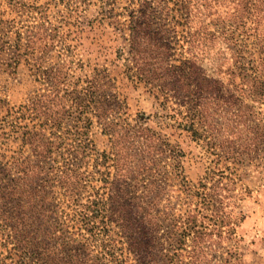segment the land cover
<instances>
[{
    "label": "rangeland",
    "instance_id": "rangeland-1",
    "mask_svg": "<svg viewBox=\"0 0 264 264\" xmlns=\"http://www.w3.org/2000/svg\"><path fill=\"white\" fill-rule=\"evenodd\" d=\"M239 1L0 0V179L17 156L28 161L31 153L32 160L42 159L33 153L29 135L44 133L53 142L48 164L68 161L80 166L77 175L86 181L80 191L83 204L89 205L115 172L113 160L103 155H111L113 147L107 132L130 131L129 123L139 125L141 117L143 125L168 139L177 153L168 161L156 159L167 170L159 200L165 252L178 251L176 259H191V237L174 243L185 231L189 214L200 217L202 210L224 221L204 242L208 248L202 258L208 264H264V134L256 133H264V99L243 95L240 124H235L231 112L226 116L224 149L258 150L238 160L181 128L184 116L179 112L184 108L177 95L167 97L149 84L131 55L132 47L173 53L170 62L180 65L181 58H194L195 53L197 64L209 73L220 72L227 88L240 91L237 67L259 56L255 43L264 39V0H248V7ZM139 17H155L158 27L166 22L174 30L168 33L171 41L165 37L157 44L142 42ZM188 35L196 36L191 43ZM43 94L49 96L38 97ZM117 143L130 146L124 139ZM183 176L192 192L184 190ZM201 181L214 189L203 188ZM49 182L55 198L45 197L41 204L59 211L78 236L83 226L74 214L81 207L76 208L57 182ZM2 191L0 264H19L21 252L1 213ZM203 221L208 223L207 218ZM111 234L118 237L114 229ZM98 241L96 252L101 251ZM176 245L180 248L175 250ZM130 256L126 264H138Z\"/></svg>",
    "mask_w": 264,
    "mask_h": 264
},
{
    "label": "trees",
    "instance_id": "trees-1",
    "mask_svg": "<svg viewBox=\"0 0 264 264\" xmlns=\"http://www.w3.org/2000/svg\"><path fill=\"white\" fill-rule=\"evenodd\" d=\"M246 3L248 0L239 1V5ZM155 22V17H139L136 21L137 26L143 27L139 32L142 42L149 40L157 44L165 37L170 42L168 33L174 30L167 27L166 22L159 27L154 25ZM189 33L194 35L192 31ZM212 35L216 36V32H212ZM135 37L133 28V42ZM194 37L188 35L187 42L191 43ZM255 45L260 47L259 56L237 67L243 85L236 94L227 88L225 81L218 75L220 72L209 73L197 64L195 53H192L195 59L181 58L180 65L170 62L173 53L136 51L132 47L131 55L138 73L149 84L157 85L167 97L177 95L179 105L184 108L179 112L184 116V120L179 123L181 128L189 131L194 139L223 148L224 153L227 150V153H233L236 159L241 160L258 150L248 146L244 149L240 146L224 149V128L229 112L234 115L236 125L241 123L243 95L264 99V39H259ZM144 62L150 67H145ZM216 73L217 76H214ZM45 96L49 95L38 97ZM48 102L51 101L48 99ZM105 117L101 115L104 123L109 124L110 121ZM139 118V125L129 123L130 131L107 132L113 147L111 155L107 152L103 155L113 160L115 172L112 178L105 179L104 191H99L98 197L89 199V205L83 204L84 197L80 189L86 186V181L77 175L80 166L68 161L58 166L48 164L46 159L52 153L51 136L40 132L29 135L33 153L42 159H38V162L32 160L31 153L27 156L28 161L17 156L5 168V174L0 179L4 199L1 213L11 227L14 247L21 252L19 264H126L131 254L138 264H208L209 261L202 258L208 248L204 242L208 235L214 234L224 225V221L215 215H205L202 210L199 211L202 214L200 217L198 213L189 214L184 220L187 226L182 236L175 237L174 244L191 237V259H176L178 251H173L171 255L164 250L159 200L165 190L163 178L167 170L159 163L174 158L177 153L168 139H163L152 128L144 126V121ZM261 132H256L258 137L264 134ZM237 135L240 138V134ZM122 139L129 141L130 146L119 147L117 142ZM180 152L178 154L182 156L183 151ZM181 174L178 169L177 176ZM49 179L53 180L52 185L57 182L64 188V194L77 209L81 207L74 215L82 223L85 232L80 228L76 236L65 225L66 220L59 211L41 204L45 197L55 198V190L49 188ZM183 181L184 190L192 192V186L184 176ZM201 185L209 190L215 186L209 187L203 181ZM84 206L87 208L83 209ZM206 207L209 209L210 205ZM205 218L208 223L203 221ZM112 229L118 237H113ZM98 239L100 252L95 249ZM179 248L176 245L175 250ZM214 264L223 263L216 261Z\"/></svg>",
    "mask_w": 264,
    "mask_h": 264
}]
</instances>
